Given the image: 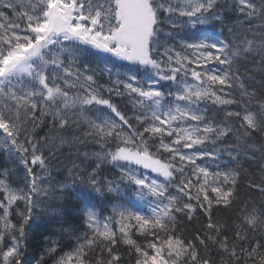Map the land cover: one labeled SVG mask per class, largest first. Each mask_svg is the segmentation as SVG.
I'll return each instance as SVG.
<instances>
[{
    "label": "snow or ice",
    "instance_id": "obj_1",
    "mask_svg": "<svg viewBox=\"0 0 264 264\" xmlns=\"http://www.w3.org/2000/svg\"><path fill=\"white\" fill-rule=\"evenodd\" d=\"M0 264H264V0H0Z\"/></svg>",
    "mask_w": 264,
    "mask_h": 264
},
{
    "label": "trees",
    "instance_id": "obj_2",
    "mask_svg": "<svg viewBox=\"0 0 264 264\" xmlns=\"http://www.w3.org/2000/svg\"><path fill=\"white\" fill-rule=\"evenodd\" d=\"M39 241V237H37V242Z\"/></svg>",
    "mask_w": 264,
    "mask_h": 264
}]
</instances>
